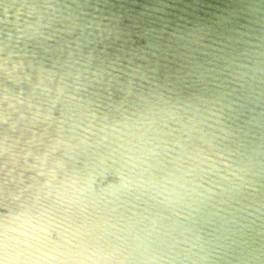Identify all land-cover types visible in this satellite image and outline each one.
Segmentation results:
<instances>
[{
  "label": "clouds",
  "instance_id": "clouds-1",
  "mask_svg": "<svg viewBox=\"0 0 264 264\" xmlns=\"http://www.w3.org/2000/svg\"><path fill=\"white\" fill-rule=\"evenodd\" d=\"M0 264H264V0H0Z\"/></svg>",
  "mask_w": 264,
  "mask_h": 264
}]
</instances>
